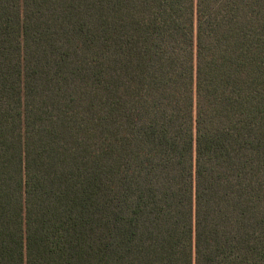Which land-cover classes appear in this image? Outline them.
Here are the masks:
<instances>
[{"label": "trees", "instance_id": "trees-1", "mask_svg": "<svg viewBox=\"0 0 264 264\" xmlns=\"http://www.w3.org/2000/svg\"><path fill=\"white\" fill-rule=\"evenodd\" d=\"M0 264H264V0H0Z\"/></svg>", "mask_w": 264, "mask_h": 264}]
</instances>
